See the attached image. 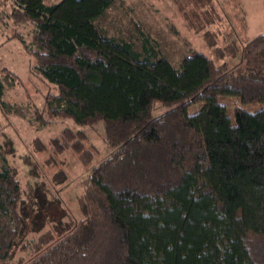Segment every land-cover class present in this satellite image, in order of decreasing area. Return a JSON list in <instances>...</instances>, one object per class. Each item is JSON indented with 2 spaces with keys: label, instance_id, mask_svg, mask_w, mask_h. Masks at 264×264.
I'll list each match as a JSON object with an SVG mask.
<instances>
[{
  "label": "trees",
  "instance_id": "16d2710c",
  "mask_svg": "<svg viewBox=\"0 0 264 264\" xmlns=\"http://www.w3.org/2000/svg\"><path fill=\"white\" fill-rule=\"evenodd\" d=\"M114 1L10 4L13 22L33 23L30 39L19 37L33 70L56 86L48 114L102 120L117 148L81 181L83 217L52 244L38 240L21 264H264V33L242 48L247 73L199 50L175 67L141 28L139 51L96 23ZM224 97L239 101L234 119ZM157 102L169 107L152 115ZM85 137L65 127L50 146L88 163ZM7 145L0 141V260L25 249L51 203L23 195Z\"/></svg>",
  "mask_w": 264,
  "mask_h": 264
},
{
  "label": "rangeland",
  "instance_id": "374dc122",
  "mask_svg": "<svg viewBox=\"0 0 264 264\" xmlns=\"http://www.w3.org/2000/svg\"><path fill=\"white\" fill-rule=\"evenodd\" d=\"M13 1L0 0V141L12 140L13 149L10 145L4 147L5 163L15 169L23 195L33 198L39 192L36 199L48 198L51 203L46 208L48 214L43 213L49 217L43 228L28 233L25 249L16 250L0 264L27 261L35 255L38 240L51 239L48 246L66 233L69 225L79 221L83 217L79 208L82 179L92 166L117 149L104 140L102 120L79 125L70 117L48 114L45 97L57 89L33 70L35 59L19 38L26 42L30 39L33 23L12 21L8 13ZM57 1L44 0L47 4ZM96 23L108 35L132 41L139 51L141 28L154 41L160 56L175 67H180L191 50H199L241 74L248 71L241 61L244 44L264 33V0H115ZM221 100L232 115L238 99ZM198 106L193 104L189 109ZM168 107L157 102L152 115ZM65 127L85 131L83 146L94 151L88 163H82L72 149L56 152L50 146L51 138L58 137ZM35 138L44 144L42 148L35 146Z\"/></svg>",
  "mask_w": 264,
  "mask_h": 264
}]
</instances>
